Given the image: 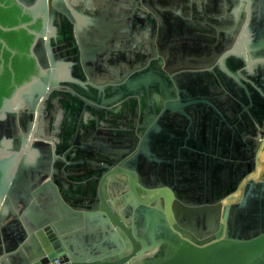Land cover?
Masks as SVG:
<instances>
[{
	"label": "water",
	"instance_id": "95a60500",
	"mask_svg": "<svg viewBox=\"0 0 264 264\" xmlns=\"http://www.w3.org/2000/svg\"><path fill=\"white\" fill-rule=\"evenodd\" d=\"M142 1L144 6L134 17L142 20L143 35L132 38L141 43V49L136 58L133 53L126 55L134 62H128L129 68L120 75L105 67L114 66L116 60L106 63L104 58H110L108 49L119 45L115 44L118 38L100 35L92 38L94 43L86 40L84 26L104 28L105 8L93 14L97 0H0V264H243L256 256L254 264H264V245L248 244V239L257 236L264 242V230L246 234L247 222L235 233L246 241L231 242L234 235L228 224L233 211L242 212L249 204L251 190L264 207V181L246 182L240 205L224 203L255 171V159H250L245 142L264 132V20L255 31L237 20L238 9L250 17L252 0H230L228 13L233 16L227 17L234 22L208 17L217 30L201 22L197 6L201 0ZM190 1L195 14L187 19ZM211 5L209 0L208 11L214 12L210 16H220L222 12ZM261 5L264 19V0ZM126 20L135 25L134 19ZM155 37L160 56L152 45ZM259 47V51L252 50ZM94 51L95 76L88 69ZM168 54L170 61L163 69L162 57ZM219 57L223 59L217 65ZM169 75L175 80L190 78V83L178 85L179 101ZM117 76L128 78L127 86L116 85ZM100 80H109L112 86L107 88ZM156 91L162 96L161 106L155 105ZM103 94L108 98L105 101ZM137 96L141 114L135 105ZM107 107L128 110L132 116L121 125L132 130H102L101 126L114 122H107L106 117L114 114ZM155 110L164 114L159 123L167 131H160L164 135L159 141L169 151L166 156H155L160 153L155 151ZM199 112L205 120L214 115L224 121L217 123L221 130L225 124L231 130L224 145L234 140L242 147L241 160L250 159L254 165L246 173L240 169L220 177L224 181L221 191L220 179L214 175H220L218 168L225 164L217 160L216 168L203 167L198 143L192 141L193 145L182 148L192 121L169 120L171 115L191 119ZM138 115L140 124L135 127ZM86 116L93 118L88 126ZM215 119L211 123L216 127ZM138 134L144 135L148 146L136 154ZM178 156L187 157L186 168L207 177L201 179L204 195L198 181L192 184L189 174L172 172L168 161L155 165L160 158ZM58 158L92 160L77 175H64ZM207 172L213 176H206ZM67 177L78 184H71ZM54 185L69 207L59 200ZM194 188L199 189L194 192ZM140 191L147 194L145 198ZM255 202L259 205L257 200L251 203ZM221 221L228 222L224 233L217 230ZM88 231L90 236H84ZM95 239L97 245L92 243ZM156 245L164 249L162 258L155 257Z\"/></svg>",
	"mask_w": 264,
	"mask_h": 264
},
{
	"label": "crops",
	"instance_id": "0c3cea01",
	"mask_svg": "<svg viewBox=\"0 0 264 264\" xmlns=\"http://www.w3.org/2000/svg\"><path fill=\"white\" fill-rule=\"evenodd\" d=\"M134 1L133 0H97V2H95L96 7L95 6L93 7V10H94L93 14L98 12V8H102V7L105 8L104 11H107L106 18L102 21V23L104 24V28H102L103 26L98 25V24L96 26L93 25L91 27L84 26L85 30H87V32L85 34L88 37L86 39V40H89L88 42L94 43V40H92V38L99 37L100 35H104L107 38H114V37L118 38L116 40H119V41H116L115 44L119 43V45H117L116 47L115 46H110L109 49H108L109 52H111L110 53V55H111L110 58H107L105 56H104V58L107 59L106 63L109 60L111 61V59L116 60V63L113 62V65L114 66L116 65L115 67H117V68H115L114 66H106V65H105V67L110 70L109 72L115 71V72H117L120 75L124 74L125 70H127L129 68L130 63H128V62H131V61L134 62L133 58L128 59V57H126V55H128L129 53H133L134 54V58H136L137 54H138L137 50L141 49V43L140 44H136L135 40L134 39L132 40V38H138V37L143 35L142 28H143L144 25H143L141 19L134 17V12L136 14L137 10H141V6L140 5L144 6V4H143L142 0H137L135 2ZM208 1L209 0H203V1L201 0V1L197 2L198 9H199V11L201 12V14L203 16V19L201 20V22H205L204 24H209L210 26L215 27L216 30H217V26L215 24H213V23H209L208 22V17L211 18L212 20H216V22H218V20L220 22L221 19H224V18H227L228 21L232 20L231 22H234L235 19H233L232 17H230L232 19H229L227 17V16L230 15L228 13L230 0H223V1H221V0L218 1L217 0V2L212 0V5H211L212 8L218 10L217 12H222V14L220 16H214V17L210 16V14H209V13L212 14L214 12L213 11H210V12L208 11L209 10V8L207 7ZM241 1L246 3L245 0H241ZM188 5H189L188 10L191 11V12H190V15L188 17H186V18L187 19H191V18H193V15L195 14L193 1H190L188 3ZM251 7L253 8V10H252V14L250 15V17L246 14V12L243 9H238L237 16H239V18H237V20H239V21L242 20L241 24H243V26L246 25L249 30L251 29V30L255 31V29H257V27L260 25L259 22L261 21V19L264 20L262 18V16H261L262 15L261 14V8H262L261 0H255V1L252 0V6ZM147 10H149V9L147 8ZM127 14L129 15L128 16L129 18H132V19L135 20V23H134L135 25L134 26L129 25L127 23L126 18H128V17L124 16V15H127ZM176 15L179 16L178 13H176ZM230 16H233V15H230ZM119 19H121L122 21H118L117 22V20H119ZM155 19H156V23H157V26H158L159 25V20L156 17H155ZM114 23H116V24H114ZM235 25H237V23H235ZM236 28L237 27L234 26L233 30L236 29ZM101 29H103V33L101 32L102 31ZM263 35H264V27H263ZM215 37H217V36H215ZM129 39L132 40V42L130 44L128 42ZM153 40H155V41H153L154 44H152V45H155L156 51L158 52L157 41H156L157 37H155V39H153ZM184 41L185 42L188 41L190 43H194L195 42L193 39H191V40L185 39ZM261 42L262 41L259 40L256 44H260ZM252 50L253 51L254 50L255 51H259V50H261V48L259 47L257 49H252ZM107 51H105V53ZM168 51H169V54H170V50L169 49H168ZM114 53L119 54V55H116V54L113 55ZM213 53H214V51H213ZM90 54H91L90 55L91 59L89 58L90 62H89L88 69L93 70V72H92L93 74L92 75L95 76L94 72H96V69L98 67H97L96 59H94V57H96L97 51H94L93 53H90ZM169 54H168L167 57H165V56L162 57L161 66H162L163 69H165V66H167L166 62L168 61V59H170ZM79 56L80 57L82 56L81 52H79ZM157 56H160V52L157 53ZM237 56H239V55L237 54ZM193 58H196V57H193ZM222 59H223L222 57L221 58L219 57L215 61V64H217V65L221 64L222 63ZM237 59H238V57H237ZM234 65H235V63H233V66ZM80 66L83 67L82 64ZM206 68H209V67L207 66ZM185 72H187V71L185 70ZM214 74H215V76H217V78L219 77L218 74L215 71H214ZM88 77H89V75H88ZM188 78L185 75L180 80H175L171 75H169V85L171 86V88H174V90L176 91V95H177L176 101H179V99H180L179 98L180 96H179V93H178V90H179L178 85L182 84L184 82L190 83L191 81L188 80ZM88 81L90 82L91 80L90 79H86V82H88ZM100 81L102 83L105 82L104 86H107V88H109V87L112 86L113 82H115L116 85L127 86V83L129 82V79L125 78L124 80H121V77L117 76V77H115L113 82H109V80H100ZM209 84H210L209 88H211L212 87L211 86V82ZM97 85H99V84L98 83H94V86H97ZM121 88L122 87H120L119 89L121 90ZM107 90L111 93L110 89H107ZM106 98H107L106 94H103V100L104 101L106 100ZM161 98H162V96L160 95V93L156 91L155 92V103L157 104L159 102V105H161V100H162ZM135 100H136V104L135 105L137 106V108L139 109V113L141 114V98L137 96ZM125 101H127V99H125L123 102H125ZM116 104L117 105H115V106H118V105L120 106L121 103H119V104L116 103ZM107 110H110L111 112L114 113L113 116L106 117L107 120H108L107 122H110V120L112 122L113 121L114 122H113V125H111V126H103V127L101 126L100 128H102V130L108 131V132H117V131L127 132V131L132 130L131 127L129 128V127L121 125L122 123L125 124L126 122H128V118L132 116L131 113H129L128 110H125V109L116 110V109H113L111 107H107ZM163 115H164L163 113H161V112L158 113L157 111H155V116H154V120H155V141L156 142L158 141V145H156V142H155V151L160 152V153H156L155 152V156H162L163 154H164L163 156H166V155L169 154L168 153L169 151L166 150V148L164 147L166 145H160L163 142L159 141L161 136L163 137V135H164V134H161L160 131L161 130L164 131V132L167 131L166 129H164V126H161L160 123H159V121L162 120V116ZM248 115L252 118L251 114L248 113ZM118 117L123 119V120L117 119ZM197 118H199V120L201 121V117L198 114L196 116V118L193 119V123H194L195 120H196V122L198 121ZM230 118H232V117H230ZM92 119H93L92 116H86V118L84 119V123L86 124V126L89 125V122H91ZM213 119L214 118L212 117L210 122H213ZM136 120L137 121L135 123V127H138L137 125L140 124L139 123L140 122V115H138ZM169 120H170V122H173V123H176L177 121L179 123H186L185 119H181V118L178 119L175 115H173V116L171 115ZM189 120H191V119L189 118ZM163 121H166V120L163 119ZM202 122H204V119L202 120ZM207 123H208V121H207ZM33 124H35V121L33 122ZM254 125L256 126V128L258 130H260V127L257 124L254 123ZM156 126L160 127L161 129L157 130ZM174 126L176 127V125H174ZM209 126H211L210 127L211 131L209 132V134L207 133L208 129H209V127H207V126H203V127L201 126V127H199L200 129H197V128H195V129H196V131L201 130L204 133L206 132L205 134L209 137V141L206 140V142H204L202 145H203V147L205 149L208 148L209 150H212V152H213V150H215V151L219 150V148L221 147L220 146L221 144H219V142L221 140V136L219 135L218 138H216V140L213 139L214 138L213 133L215 132V129H216V133L220 134L218 132L220 128H215L214 125H212V123H209ZM190 127L192 128V126H190ZM223 128H226V127L224 126ZM262 131H264V129H262ZM96 134L97 133L92 134L91 138H95ZM100 138H101V140H105V136H100ZM144 138H145L144 135L140 136L138 138L139 141H138L137 148L135 150L136 154L142 148H144L146 150L148 145L145 144ZM254 139H255L256 142H258L256 147H255V154H256V156L254 157V159H255V163H254L255 164V171L252 172L251 174L247 175V177L243 180V183H242V185L240 187L241 190L239 189L240 191L238 190L236 192H233L232 193L233 195L226 196V198L224 200V203L227 202V204L230 205V206H237V205L241 204V202H242L241 201L242 200V187L246 184V182H248L249 180L264 181V132H263V134L261 136L254 137ZM100 143H103V142H100ZM188 143H190V142L186 141V145L182 146V148L188 147L187 146ZM226 146H227V148H229V146L227 144H226ZM107 147H109V144H107ZM191 147H193V146H191ZM169 149L173 150V148L171 146H170ZM232 149L233 148H230V150H232ZM212 152L211 151L207 152L206 150L205 151L201 150L199 152V154L201 156V159H202L203 167L205 165V161L206 162H208V161L211 162L209 167L212 166L213 168H216L217 165H218L216 163V161L217 160H224L221 156H219L218 154H213ZM202 156H205V157H202ZM176 158L177 159H173V160L167 159L166 160L165 157H163V158L158 159L157 163L155 165L156 166H161L163 163L168 161V164L171 165L170 168L172 169V172L173 171L174 172L175 171H181L182 172L181 174H183V175H185V174L188 175L189 174V176H191V180H189V181L192 184H197V181H198V183L201 185V186H198V187L203 189V195H204V190H205L206 187L202 186V184H203L202 182H204V181L201 180V179H204V178H201L200 175H197V172L194 173L193 171H191L190 169L185 167V165H187V157L182 158L181 156H178ZM58 160L59 161L61 160V162L63 163V164H61V168H60L62 174L66 175V174H71V173L75 174L76 172H81V169L85 168L86 166L88 167L90 165L89 161H91L92 158H86V160L85 159H83V160H73V159L65 160V158H58ZM226 160L232 161V159L229 158V157ZM252 160H253V158H252ZM235 162H238V163L241 164V165H239V170L241 169V171H245V173L248 172L249 169H251V167L254 166V165L253 166L251 165V160L243 161L240 158H237L235 160ZM247 162H250L251 166H249L248 165L249 163H247ZM180 165H182L183 167L181 169H177L178 166H180ZM54 168L55 167L52 165L51 168H50L51 171H53ZM224 172H225L224 167L220 168V174L222 176L219 175V179H220V177L225 176ZM75 175H77V174H75ZM196 175L199 176L198 180L195 179ZM68 180H70L69 182L71 184H78V183H76L77 181L74 178L70 179L69 177H67V181ZM44 182H46V181H44ZM222 182H224V181H222L220 179V188H219L220 191L222 190V184H223ZM54 188H55V190H56V192L58 194L59 200L65 202L66 206L69 207V204L66 202V200H65L63 194L60 192L58 186L54 185ZM199 188H194L193 189L194 192H197V190ZM139 193L142 195L143 198H145L146 195H147L145 192H142V191H140ZM252 193H254V194L252 195ZM250 194L251 195L249 197H247V200L249 201V204H246V206L243 207L244 210L242 212L241 211L238 212L236 210L233 211V214H231V217L229 218V223L226 222V221H221L220 227L217 229V230H219V231L224 233L226 224L227 223L230 224L231 228H232L231 229V231H232L231 234H232V236L234 235L233 237L231 236L232 237L231 242H239L240 243V242L246 241L245 238H243L242 236H240L238 234H237V236H239V237L237 238L235 233L239 229L241 230L242 229L241 227H246L245 223H247V222H248V227L246 228V231H245L246 234L251 235V234L257 233V232H259L258 228L259 229L262 228L264 230V207H262V208L260 207L261 206V199H260V197L257 198V196L255 195L256 193L254 191H252V190L250 191ZM148 196H149V194H148ZM233 197H238V198L232 199ZM254 200H257L259 205H257L256 202L254 204H252L251 202H253ZM115 212H117V210ZM241 216H242V219H241ZM241 220H243L244 222H242ZM82 222H83L82 224L85 223V221H82ZM85 225H86V223H85ZM85 225H83V227ZM252 226H254V227H252ZM97 233L98 232H94V234L98 235ZM90 234H91L90 231L83 233L84 236H86V235L90 236ZM95 240H97V241L96 242H92V243L94 245H97L98 239H95ZM82 241H86V240L82 239ZM24 242H27V241L25 240ZM248 242H249L248 244H255V245L262 244V245H264V242H261V236H257L254 240L253 239H248ZM85 245H88V244H85ZM94 245H91V246H94ZM262 247H263V252H264V246H262ZM122 248H123V246H122ZM163 250L164 249H161L159 246L156 245L155 257L156 258H162V253L164 252ZM175 254H177V252ZM120 255H122V252L120 253ZM258 257L259 256H256V257L251 258V259L249 258L243 264H254L255 262L257 263L258 262ZM185 258H186V256H185Z\"/></svg>",
	"mask_w": 264,
	"mask_h": 264
},
{
	"label": "flooded vegetation",
	"instance_id": "af4514ba",
	"mask_svg": "<svg viewBox=\"0 0 264 264\" xmlns=\"http://www.w3.org/2000/svg\"><path fill=\"white\" fill-rule=\"evenodd\" d=\"M189 40H191V39H189ZM170 61V59H168V62ZM162 63V62H161ZM167 63V62H166ZM210 82V81H209ZM159 104V103H158ZM155 105H156V103H155ZM159 106H161V105H159ZM155 111H157V110H155ZM200 115V117H201V121L199 120V118H197L198 119V121L196 122V120L194 121V123H193V119L194 118H196V116L197 115ZM198 114H196V116L195 117H192L191 118V120L190 121H192V124H191V126H192V128H191V131H189V134H184L185 135V137H184V145H186V141H188V142H190V144L191 145H193L191 142L192 141H194V142H196V143H198L199 144V146H200V148L202 149V151L204 150H209L208 148L207 149H205L204 147H203V143L204 142H206V140H208L209 141V137L203 132V131H201V130H198V131H196V129L195 128H197V129H200L199 127H203V126H207L208 127V125L207 124H209V123H211L210 121H211V119H212V117L215 119V117H214V115H212L211 116V118H210V120L208 121V120H205V118H203V114L201 115V112H199ZM230 117H232L233 118V115L231 114V113H229V118ZM232 118H230V119H232ZM182 119V118H181ZM185 119V121H186V123L189 121L188 119V116H187V118H184ZM204 119V122H202V120ZM214 119H213V122H214ZM221 120H222V118H221ZM207 121H208V123H207ZM215 121H216V127L215 128H218V126H217V123H220L221 122V125H222V123L224 122V121H218V119H215ZM224 125V124H223ZM226 128H223V130H221V128L219 129V133L220 134H218V133H216V129H215V132L213 133V135H214V140H216V138H218V136L220 135L221 136V140H220V142H219V144H221L220 146V148H219V150H213V152H212V150H209V151H211L213 154H222V153H224L225 155H224V157L223 156H221L224 160H221L222 162H223V164H225L224 165V170H225V172H224V175H227V174H232L233 172H237V170H239V165H241L240 163H238V162H235V160L237 159V158H242L241 156H240V153L238 154V152H240L241 151V148H240V146H237V144L238 143H236V142H234V140H233V143L231 144V145H229V148H227V146H225L224 145V143H225V141H227V139H228V136H229V132L231 131L230 130V127H228V125H224ZM223 126V127H224ZM255 126V125H254ZM210 127L211 126H209V129H208V134H209V132L211 131L210 130ZM232 130H234V126H233V129ZM203 132V133H202ZM232 133V132H231ZM204 134V135H203ZM250 138H252V140L250 141V140H248L247 142H245V144L244 145H247V147H248V150L250 151V154H251V160H252V158L254 159V154H255V147H256V145H257V142L255 141V139L253 138V137H250ZM223 143V144H222ZM240 144V143H239ZM214 145V144H213ZM228 145V144H227ZM194 147V146H193ZM192 147V148H193ZM214 148V147H213ZM230 148H233L232 150H230ZM246 148V147H245ZM193 150H194V148H193ZM245 151V150H244ZM194 152H196L195 150H194ZM193 152V153H194ZM220 156V155H219ZM205 157V156H204ZM231 158L232 159V161H229V160H226L227 158ZM250 159H248V160H250ZM250 163V162H249ZM211 164V162H206L205 161V165H204V167L205 166H208L209 167V165ZM203 165V164H202ZM249 166H251L250 164H248ZM220 168H223V167H219L218 168V170H220ZM198 175H200L199 173H197ZM213 176L211 173H209V172H207V174H206V176ZM221 175V174H220ZM214 176H217L218 178H219V174H215ZM196 177H198L197 175H196ZM200 177H202V178H207V177H205V176H201L200 175ZM216 177V179H218ZM196 180H198V179H196ZM241 190V189H240ZM239 190V191H240ZM235 198H238V197H233L232 199H235Z\"/></svg>",
	"mask_w": 264,
	"mask_h": 264
}]
</instances>
